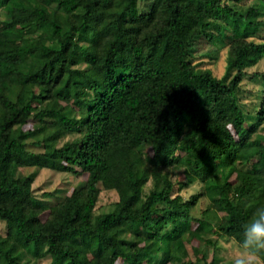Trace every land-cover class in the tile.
<instances>
[{
	"label": "trees",
	"instance_id": "obj_1",
	"mask_svg": "<svg viewBox=\"0 0 264 264\" xmlns=\"http://www.w3.org/2000/svg\"><path fill=\"white\" fill-rule=\"evenodd\" d=\"M262 60L264 0H0V264H219L264 206Z\"/></svg>",
	"mask_w": 264,
	"mask_h": 264
},
{
	"label": "rangeland",
	"instance_id": "obj_2",
	"mask_svg": "<svg viewBox=\"0 0 264 264\" xmlns=\"http://www.w3.org/2000/svg\"><path fill=\"white\" fill-rule=\"evenodd\" d=\"M202 62V67L205 69H210L216 77H220L224 72L225 64V51L221 50L215 61L209 59H200ZM251 73H262L264 72V60H262L256 67L251 68L247 71ZM263 86L261 80H252L247 78L243 82V96L242 101L247 105L249 111H254L258 105L257 93ZM28 170L27 172H29ZM171 173L177 177L179 181H183V175L177 169L171 170ZM84 178L74 177L70 174L56 173L48 170H41L34 181L33 188L34 194L37 198H42L43 194L53 192L55 190H69L71 192L72 188L77 187L83 182ZM200 188L198 185L191 186L181 192L183 198L186 200L191 195L198 193ZM44 199V198H43ZM116 197L111 192H102L99 197V201L96 206L95 214L109 212L112 209V205L115 203ZM207 206V200L202 198L194 210L196 216L200 215L201 210L205 209ZM5 231V226L0 222V235H3ZM214 240H217V255L220 259L219 264H231V253L232 249L236 246V242L232 238H217L213 236ZM198 243H194L197 245ZM214 247V245H212ZM48 259H42L35 264H48Z\"/></svg>",
	"mask_w": 264,
	"mask_h": 264
},
{
	"label": "clouds",
	"instance_id": "obj_3",
	"mask_svg": "<svg viewBox=\"0 0 264 264\" xmlns=\"http://www.w3.org/2000/svg\"><path fill=\"white\" fill-rule=\"evenodd\" d=\"M242 238L232 249L231 264H264V206L242 226Z\"/></svg>",
	"mask_w": 264,
	"mask_h": 264
}]
</instances>
